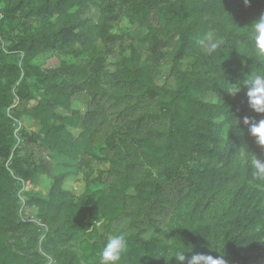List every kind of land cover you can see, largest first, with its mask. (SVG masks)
Returning <instances> with one entry per match:
<instances>
[{
	"label": "trees",
	"instance_id": "1",
	"mask_svg": "<svg viewBox=\"0 0 264 264\" xmlns=\"http://www.w3.org/2000/svg\"><path fill=\"white\" fill-rule=\"evenodd\" d=\"M261 14L264 0H0V264H100L120 230V264H177L183 246L264 264V148L242 123L247 89L227 92L264 74L247 38ZM210 35L224 43L206 54ZM90 164L103 188H63ZM39 176L47 197L23 204Z\"/></svg>",
	"mask_w": 264,
	"mask_h": 264
},
{
	"label": "clouds",
	"instance_id": "2",
	"mask_svg": "<svg viewBox=\"0 0 264 264\" xmlns=\"http://www.w3.org/2000/svg\"><path fill=\"white\" fill-rule=\"evenodd\" d=\"M245 6L248 5V0H244ZM248 33V40L250 47L261 55H264V14H261L250 26ZM223 41H218L213 45L214 48H219L223 45ZM231 87L227 91L230 95L235 96L241 92V85L247 91L245 93L246 102L249 110L254 113V116L246 115L242 117V123L247 127L248 133L255 139V143L261 148H264V74L256 73L245 76L242 81L230 84ZM231 116V115H230ZM260 116L259 120L255 117ZM224 116L220 117L218 122H223ZM237 126L238 120L231 116V120L226 123V128H232V123ZM129 248L128 232L120 230L118 234L111 235L105 241L99 253L100 264H120L123 256L127 253ZM186 247L176 248L174 250L173 258L177 264H226L223 255L214 257L205 253H190L185 251Z\"/></svg>",
	"mask_w": 264,
	"mask_h": 264
},
{
	"label": "rangeland",
	"instance_id": "3",
	"mask_svg": "<svg viewBox=\"0 0 264 264\" xmlns=\"http://www.w3.org/2000/svg\"><path fill=\"white\" fill-rule=\"evenodd\" d=\"M97 12L96 10H93L92 12V17L96 18L97 17ZM122 26H124V23H121ZM120 25V26H121ZM214 35H210L206 38L202 51L204 53H209L213 42H214ZM108 63V69L113 70V63L114 60L112 58L107 59ZM37 64L45 67V68H54L59 65V61L57 57L50 53H45L41 56L38 57L37 59ZM162 81H158V84H161ZM204 100L213 103L215 100L213 96L211 95H205L202 97ZM72 109L79 111L81 113L85 112V106H83L80 103H74L72 105ZM18 128H22L28 132H34L37 131V124L30 118L27 117H22L21 119L18 120ZM107 168L105 166H99L95 164H90L87 167H84L82 172H80L77 176H69L65 179L63 188L73 194L76 195H81L85 189L90 185L91 190H97L101 189L104 186L105 182V170ZM51 186V180L48 179L45 176H39L37 179V182L35 185L31 186L29 189L23 190L21 193V198L26 199V193L30 192L31 194L41 197V198H46L48 191ZM22 216L26 218H33V212H31L30 209H28L26 206L22 208Z\"/></svg>",
	"mask_w": 264,
	"mask_h": 264
},
{
	"label": "built area",
	"instance_id": "4",
	"mask_svg": "<svg viewBox=\"0 0 264 264\" xmlns=\"http://www.w3.org/2000/svg\"><path fill=\"white\" fill-rule=\"evenodd\" d=\"M22 191H23V190H22ZM22 191H21V193H22ZM21 193L19 194V198H20L21 202L24 204L25 200L21 198V196H20Z\"/></svg>",
	"mask_w": 264,
	"mask_h": 264
}]
</instances>
